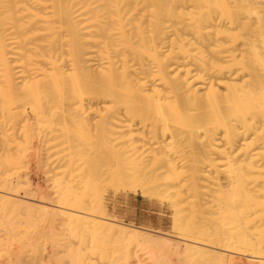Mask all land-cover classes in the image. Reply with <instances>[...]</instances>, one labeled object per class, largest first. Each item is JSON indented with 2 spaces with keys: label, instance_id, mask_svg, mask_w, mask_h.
<instances>
[{
  "label": "bare ground",
  "instance_id": "6f19581e",
  "mask_svg": "<svg viewBox=\"0 0 264 264\" xmlns=\"http://www.w3.org/2000/svg\"><path fill=\"white\" fill-rule=\"evenodd\" d=\"M0 146L5 264H264V0H0ZM105 183L173 235L109 217Z\"/></svg>",
  "mask_w": 264,
  "mask_h": 264
},
{
  "label": "rangeland",
  "instance_id": "374dc122",
  "mask_svg": "<svg viewBox=\"0 0 264 264\" xmlns=\"http://www.w3.org/2000/svg\"><path fill=\"white\" fill-rule=\"evenodd\" d=\"M44 125V126H42V125ZM41 125V126H40ZM40 125H38V128L36 129V131L38 130V131H40L41 133H42V131L43 132H45L44 131V129L46 128V130L47 129H49V127L47 126V125H45L44 123H40ZM40 127H41V129H40ZM48 127V128H47ZM43 128V129H42ZM37 133V132H36ZM39 133V132H38ZM41 136H43V133L40 135H38L37 134V136H36V139H38V140H34V144H35V148H36V151L38 152V150H39V152L37 153L35 150H34V152H36L35 154H34V152H33V154H31L32 156H33V159L36 157V159H34V160H38L37 162H35L34 160H32L33 162H30V169L31 170H29V173H30V177H31V179L32 180H34V181H36L37 183H39V184H41L42 185V187H43V189H46L45 187V184H46V182L49 184H46V185H48L47 186V190H48V187L49 186H51L50 188H53L52 186H54L56 189H57V186H55L54 184L55 183H57V182H54V181H56L57 180V174H56V176H54L55 175V173L53 174V173H49V172H51V170L50 169H52L53 167L52 166H50V169L47 167V166H49L50 165V163H52L51 162V160L53 161V159L55 158V157H52V156H58V155H55L54 153L56 152L55 150V152L53 153V151H52V149H51V151H52V153H50V157L52 158V159H49L48 160V158H50L49 157V155H47V156H42L44 153L43 152H48V153H46V154H49V152L50 151H48L49 149H47V150H45L44 149V147L46 146V145H43V144H41L42 142V137ZM37 137H40V140H39V138H37ZM35 141H38V142H35ZM40 143V144H39ZM37 144V145H36ZM44 147H43V146ZM36 146H38V147H40L41 146V148L42 149H44V150H40L41 148H39L38 149V147H36ZM46 148H48L47 146H46ZM2 147L0 146V172H1V169H2V167H1V159L4 161V160H7L9 157H10V155H11V153H12V151H10V150H7L6 149V151L9 153V154H7V152H6V154H5V149H2ZM38 149V150H37ZM56 149V148H55ZM41 151H42V153H41ZM36 154H39V155H36ZM45 154V155H46ZM56 154H57V152H56ZM4 155V156H3ZM6 155H7V157H6ZM31 155H30V157H31ZM35 155V156H34ZM40 155H41V157L43 158H41L40 157ZM6 158V159H5ZM32 158V157H31ZM38 158V159H37ZM46 158V159H45ZM39 159H42V161H41V164L43 163L44 164V161L46 160V162L47 161H50V163L48 164V163H45V165L43 166V170L44 169H46V167H47V169L46 170H48V172L46 171V173H45V175L47 174V179H50V177H52L51 179H53L54 177V179L52 180V182H51V179H50V182H49V180H46L45 179V181H44V179L43 178H46V177H43L44 175H42L45 171H41V169H42V166L41 165H37V163H39L40 164V162H39ZM45 159V160H44ZM44 160V161H43ZM34 162H35V164H34ZM32 163V164H31ZM33 164L35 165V167L37 166L38 167V169L39 168H41L40 170H37L35 167H33ZM48 164V165H47ZM32 165V166H31ZM47 165V166H46ZM51 165H54V164H51ZM45 167V168H44ZM35 170H34V169ZM34 170V171H33ZM53 170V169H52ZM8 170H6L5 171V173L7 174L8 172L9 173H11L10 172V170L7 172ZM30 171H32V172H30ZM43 172V173H42ZM53 172V171H52ZM56 172V171H55ZM8 173V174H9ZM7 174V175H8ZM48 174H52V175H48ZM58 177H60V176H58ZM56 179V180H55ZM59 179V178H58ZM57 181H59V180H57ZM45 183V184H44ZM50 184H52V185H50ZM59 184V183H58ZM57 184V185H58ZM104 186V188L102 187V190H103V196H104V198H105V204H106V206H107V209H108V214L110 215L109 217H111L112 219H115V220H118L119 222H121V223H123V225H125V226H127V227H129V229H132V230H135V231H140V232H148V233H150L153 237H155V238H168V237H170V236H172L173 235V224H172V217H171V215H172V210H171V208H170V206H169V204H167V203H165V204H162L160 201H158L157 199H149V198H146V197H143L140 193H134V192H130V191H128V190H124L123 188H120V189H116V188H113L114 186H112V185H106V183H105V185H103ZM108 186V187H107ZM56 189H51V193H54L52 190H54V191H56ZM50 190V189H49ZM48 190V191H49ZM116 190V191H115ZM119 191V192H118ZM128 193V194H127ZM1 205V204H0ZM163 207V208H162ZM0 208L3 210H0V214H1V216L3 215V213L2 212H4V211H6V208L4 207V205H3V207H1L0 206ZM5 208V209H4ZM42 216V215H41ZM40 216V214H39V216L38 217H41ZM38 217H36V220H35V218H34V220H33V222H32V224H30V222H29V227L27 226L28 225V223H27V225L25 224V225H23V232H22V236L24 237V240L26 239V241H30V242H35V241H32V239L33 240H36L37 242H38V244L40 243L41 244V246H39V247H41V248H39L40 249V251H42V253H44L43 251H44V249H45V255H46V258L47 259H49L50 257H51V255H52V252H53V250L55 249H57L60 245V243H64V242H66L67 240H69L68 239V236L67 235H65V232H64V234H63V231H61L62 230V228H61V226H60V230L59 229H56V228H54L55 229V231L56 232H54V230H52V229H50V226L48 225V224H46V221H45V219L43 218V216L41 217V218H38ZM1 218V217H0ZM38 218V219H37ZM44 221V222H43ZM35 224L38 226L37 227V229H36V226H35ZM49 227H48V226ZM32 226H35L34 228H32ZM32 228V230H31V228ZM43 227V228H42ZM1 228V227H0ZM25 228V229H24ZM27 228V229H26ZM52 228V227H51ZM29 229V230H28ZM49 229V230H48ZM31 231V232H30ZM36 231V232H35ZM53 233H52V232ZM27 232L29 233V235L31 236H29L28 234H27ZM51 232V233H50ZM60 232H62V233H60ZM2 233V232H1ZM37 233H38V235H37ZM56 233H59L60 234V236L59 237H56V236H58L59 234H56ZM33 234V235H32ZM48 234V235H47ZM27 235V236H26ZM63 235V236H62ZM31 238H29V237ZM43 236V237H42ZM48 236H51V237H49L48 238ZM65 236V237H64ZM162 236V237H161ZM25 237H27L28 239H30V240H28L27 238H25ZM37 237H39V239L37 238ZM55 239H59L58 240V242H57V240H55ZM43 238H45V239H43ZM62 238L63 239H65V240H62ZM38 239V240H37ZM41 239V240H40ZM55 241H54V240ZM40 240V241H39ZM44 241V242H43ZM48 241H49V243H48ZM62 241H64V242H62ZM55 242H57V243H55ZM43 243V244H42ZM53 243V244H52ZM43 245V246H42ZM50 245H53V246H50ZM56 245H58V247L56 246ZM45 246V247H44ZM43 248V250H41ZM52 250V251H51ZM54 250V251H55ZM57 250H59V249H57ZM46 251H48V252H46ZM146 253L147 251H143V253ZM142 253V252H141ZM145 253L144 254H141V255H143V258H144V256H145V258H147V254L145 255ZM51 254V255H50ZM49 256V257H48ZM3 257V256H2ZM59 257V256H58ZM5 258V257H4ZM4 258H1L0 257V264H5L7 261H6V259L4 260ZM54 258H57L56 256L55 257H52V260H50V262H49V260L47 261V262H49L50 264H53V263H55L54 262ZM171 259H170V263L171 264H179V262H178V260H177V258L175 257V256H173V257H170ZM147 260V259H146ZM148 261V260H147ZM146 261V262H147ZM46 262V263H47ZM149 262V261H148ZM45 263V264H46ZM49 263H47V264H49ZM25 264H28V263H25Z\"/></svg>",
  "mask_w": 264,
  "mask_h": 264
}]
</instances>
